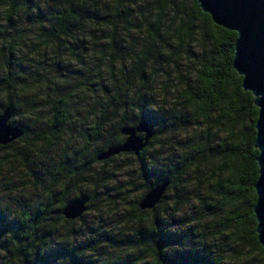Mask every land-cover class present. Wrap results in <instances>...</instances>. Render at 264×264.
<instances>
[{"label":"clouds","instance_id":"1","mask_svg":"<svg viewBox=\"0 0 264 264\" xmlns=\"http://www.w3.org/2000/svg\"><path fill=\"white\" fill-rule=\"evenodd\" d=\"M201 5L0 0V264H264V91Z\"/></svg>","mask_w":264,"mask_h":264},{"label":"water","instance_id":"2","mask_svg":"<svg viewBox=\"0 0 264 264\" xmlns=\"http://www.w3.org/2000/svg\"><path fill=\"white\" fill-rule=\"evenodd\" d=\"M205 7L211 8L215 13V18L226 25H221L216 21L211 13L202 8V5L201 10L207 13L218 26L235 32L237 40L241 33L237 48L234 43V55L237 49L238 52L235 65L233 63L232 68L238 72L235 69L237 66L241 71L247 73V87L264 91V0H211V2L205 0ZM241 77L243 78L242 74ZM241 87L243 89V85ZM257 109V112L264 114V107H257ZM254 127L255 133L258 135V120ZM260 127L261 134L264 135V116H262ZM256 162L257 164L261 163L259 158ZM258 200L259 194L257 192L253 208L254 215L257 212ZM256 219L258 222V216Z\"/></svg>","mask_w":264,"mask_h":264},{"label":"trees","instance_id":"3","mask_svg":"<svg viewBox=\"0 0 264 264\" xmlns=\"http://www.w3.org/2000/svg\"><path fill=\"white\" fill-rule=\"evenodd\" d=\"M202 11V10H201ZM207 14V13H206ZM208 15V14H207ZM209 16V15H208ZM210 17V16H209ZM210 23L216 27V28H222L224 29L230 36L236 38L237 34L233 31L227 30L221 26H218L217 24H215L210 17ZM226 51L229 55H231L233 57L234 55V43L230 42L227 46H226ZM228 68H230L232 71L236 72L233 68H232V64L227 65L223 70L227 71ZM242 78V77H241ZM242 88V87H241ZM256 111H258V109L256 108ZM253 131L255 132V127L253 128ZM257 163V162H256ZM255 195V202H256V193ZM255 203L252 205L251 207V213L254 215L253 213V208H254ZM41 259V264H48V260L49 257H43L40 258ZM171 264H202V260L198 255L195 254H191V253H176L174 256L167 258Z\"/></svg>","mask_w":264,"mask_h":264}]
</instances>
